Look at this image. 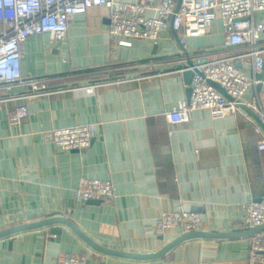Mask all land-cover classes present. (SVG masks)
<instances>
[{"label": "crops", "instance_id": "obj_1", "mask_svg": "<svg viewBox=\"0 0 264 264\" xmlns=\"http://www.w3.org/2000/svg\"><path fill=\"white\" fill-rule=\"evenodd\" d=\"M256 18L264 20V10ZM108 23V7L94 6L71 17L64 38L45 32L21 44L23 75L47 78L49 92L0 100V232L64 216L99 245L154 253L181 235L179 228L158 233L164 211L199 212L204 231L245 227L244 204L264 196L259 121L252 114L248 119L243 108L218 117L196 109L178 125L166 116L188 99L179 71L187 52L209 51L214 58L234 53L221 20L205 34L187 37L185 46L171 27L157 41L119 44ZM259 41L264 45V31ZM237 63L254 76L251 63ZM15 93L0 90V97ZM254 96L264 113V77L245 98ZM20 103L29 114L13 124L10 110ZM80 123L97 125L84 149L62 150L44 137L45 129ZM85 178L110 180L115 199L79 200L76 189ZM55 226L62 228L59 235L51 232ZM251 237H192L160 257L142 259L101 252L67 224L56 223L0 236V263L58 264L60 255L72 254L85 257V264H249Z\"/></svg>", "mask_w": 264, "mask_h": 264}, {"label": "built area", "instance_id": "obj_2", "mask_svg": "<svg viewBox=\"0 0 264 264\" xmlns=\"http://www.w3.org/2000/svg\"><path fill=\"white\" fill-rule=\"evenodd\" d=\"M100 5L108 7L107 30L119 44H130L133 38L157 41L163 29L171 27L179 43L185 46L187 37L205 34L219 18L226 34V44L234 53L214 58L210 57L209 51L187 52L184 64L188 59L195 64H186L179 71H194L190 83L191 95L167 111V119L171 125H178L188 121L196 109H208L218 117L234 114L242 106H247L264 122L258 98H245L247 90L257 81L256 75L264 68V45L259 41L264 31V20L256 18L257 12L264 10V0H0V90L10 92L15 88H29L24 93L10 92L15 94L0 97V100L48 93L47 78L23 75L21 44L32 35L45 32L52 33L56 40H60L66 35L73 15ZM149 10H154L156 15H148ZM237 61L251 63L254 76H248L243 65ZM209 79L220 83L230 97L210 84ZM28 114L27 104L15 105L10 110V122L21 123ZM246 116L252 118L248 111ZM255 131L259 133L260 126H256ZM96 132V123L43 130L45 139L62 150L90 146ZM259 147L264 149V139ZM116 195V187L110 180L98 178H85L76 189L77 198L84 202L113 201ZM244 208L245 227L264 224V196L250 199ZM168 228H179L181 234L201 230L202 214L186 209L164 211L157 220V231L162 234ZM248 261L249 264H264V229L251 237ZM85 262V257L72 254H63L58 258V264Z\"/></svg>", "mask_w": 264, "mask_h": 264}, {"label": "water", "instance_id": "obj_3", "mask_svg": "<svg viewBox=\"0 0 264 264\" xmlns=\"http://www.w3.org/2000/svg\"><path fill=\"white\" fill-rule=\"evenodd\" d=\"M180 5V3H178V6ZM201 62H204V60H202ZM187 65H194L195 62L191 59L187 60ZM186 64L183 65V67L186 66ZM195 71H198L197 69ZM194 71L193 70H185L183 72L184 78H185V82L188 84V90H187V95H188V99L190 98L191 95V88H190V83L193 77ZM257 79H261L262 74H257L256 75ZM209 83L212 84L213 86H215L219 91H221L223 94H225L226 96L230 97L226 90L224 89V87L213 80L209 79ZM260 86V85H259ZM24 89H26L25 87H20V88H15L10 90V92H16V91H23ZM243 109H245L246 111H248L250 114H252L261 124V126L264 129V122H262L258 116L247 106H242ZM98 202V201H95ZM56 223H65L67 224L69 227H71L75 232H77L81 237H83L87 242H89L95 249L104 252V253H108V254H114V255H121V256H127V257H133V258H142V259H149V258H155V257H160L162 255H164L165 252H167L169 249H171L173 246H175L176 244L180 243L183 240L192 238V237H218V238H229V237H239V236H243V235H249V236H253L257 231L259 230H263L264 229V224L256 226V227H243L240 229H235L233 231H229V232H223V231H204V230H198V231H191V232H185L181 235H179L176 239H174L171 243H169L168 245H166L164 248H162L160 251L158 252H154V253H133V252H128V251H122V250H117V249H112V248H108V247H104L102 245H99L98 243H96L95 241H93L90 237H88L85 233H83L81 231V229L69 218L64 217V216H57V217H51L48 219H44L42 221H36L33 223H28V224H22V225H18L15 227H11L8 228L4 231L0 232V236L2 235H6L9 233H13L25 228H31V227H37V226H47V225H52V224H56ZM52 233L55 234H60L62 232V228L61 227H52L51 229Z\"/></svg>", "mask_w": 264, "mask_h": 264}]
</instances>
